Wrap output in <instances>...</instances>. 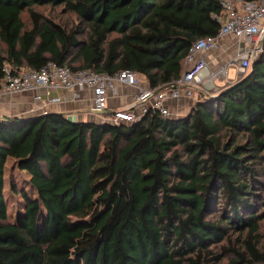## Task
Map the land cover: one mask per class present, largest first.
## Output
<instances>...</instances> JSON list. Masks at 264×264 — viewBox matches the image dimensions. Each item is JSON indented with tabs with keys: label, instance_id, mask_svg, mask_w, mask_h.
I'll use <instances>...</instances> for the list:
<instances>
[{
	"label": "trees",
	"instance_id": "trees-1",
	"mask_svg": "<svg viewBox=\"0 0 264 264\" xmlns=\"http://www.w3.org/2000/svg\"><path fill=\"white\" fill-rule=\"evenodd\" d=\"M219 16L217 0H0V79L7 67L54 62L131 70L156 91L182 76L198 39L219 33ZM15 171L26 187L12 182ZM8 179L21 200L14 213ZM147 184L154 239L141 219ZM263 222L264 49L183 117L0 118V264H217L226 254L229 264H264Z\"/></svg>",
	"mask_w": 264,
	"mask_h": 264
},
{
	"label": "built area",
	"instance_id": "built-area-1",
	"mask_svg": "<svg viewBox=\"0 0 264 264\" xmlns=\"http://www.w3.org/2000/svg\"><path fill=\"white\" fill-rule=\"evenodd\" d=\"M223 16L217 17L221 24L216 36L198 39L191 47L186 63L188 68L175 82L176 87L163 90L152 96L153 90L141 91L134 99L138 113L134 110H114L105 120L112 124L134 122L151 110L170 117L167 103L178 100L183 95L193 97L195 91L216 89L214 82L226 78L230 69L246 74L255 57L264 49V0H217ZM232 37L238 43L237 52L219 68L212 70L202 56L203 53L217 49L221 39ZM6 75L0 79V90L7 93L35 92L36 100H42L41 89L46 90V103H57L61 97H51L55 90L88 89L92 92L94 112L108 108L109 92L117 85L138 86L139 75L131 70H123L114 75L97 73L93 70L73 71L66 65L49 62L40 70H19L12 73L7 67ZM218 89H216L217 91ZM77 97V94L74 95Z\"/></svg>",
	"mask_w": 264,
	"mask_h": 264
},
{
	"label": "crops",
	"instance_id": "crops-1",
	"mask_svg": "<svg viewBox=\"0 0 264 264\" xmlns=\"http://www.w3.org/2000/svg\"><path fill=\"white\" fill-rule=\"evenodd\" d=\"M238 43L232 37H225L220 40L217 49H213L203 53V57L208 62L210 68L215 70L227 63V61L237 52ZM188 68L185 62L184 71ZM182 74V75H183ZM241 75L237 70L226 78L216 80L218 88H222L228 84L234 83ZM138 86L117 85V87L109 92L108 108L103 114L95 113L92 103V92L84 88H76L74 90H55L51 91V97H61V101L57 103L47 104L46 90L41 89L42 100H36L35 92L23 93H7L0 90V116H37L49 113L76 114L78 121L104 123L106 118L111 115L112 111L124 109L134 110L138 113L135 97L141 91L152 90L148 80L144 76H139ZM201 91L197 89L193 97L182 96L178 100L167 103L170 117L179 118L186 116L195 102L200 98ZM77 94L75 98L74 95Z\"/></svg>",
	"mask_w": 264,
	"mask_h": 264
},
{
	"label": "rangeland",
	"instance_id": "rangeland-1",
	"mask_svg": "<svg viewBox=\"0 0 264 264\" xmlns=\"http://www.w3.org/2000/svg\"><path fill=\"white\" fill-rule=\"evenodd\" d=\"M40 10L55 18L57 21L59 22H62V23H74L75 19H74V16L71 15V14H68V13H64L63 10H61V7L57 8L56 10L54 9H51L50 7H45V8H40ZM234 72V69H230L229 70V74L231 75L232 73ZM216 84V82H214ZM216 89H219L217 86L215 87ZM216 89H212V90H205V91H210V92H214L216 91ZM154 92V91H153ZM11 164V162L9 163V165ZM155 172V169L153 167L152 171L150 172V174H154ZM15 175L13 176L12 178V182L14 181L15 183H17V185L19 187H26V184L24 181H26L23 177L19 178L18 176V172L15 171L14 172ZM8 177V176H7ZM19 178V179H18ZM149 186H146L145 188V192H144V195H143V199H142V203H141V219H142V224L143 226L147 229V231L150 233L151 235V238L154 239V223H153V220H152V211H153V203H154V195L151 191V187H152V184H147ZM6 196H7V200L9 201V205H10V208H11V213H14V209L17 205H19L20 203V198L16 197L14 194H12L10 192V189H9V179L7 180V185H6ZM260 245L264 246V222L262 223L261 225V228H260ZM236 236H234V239ZM226 245H231L229 244L228 242L226 243ZM230 258H233V254H226L223 259L217 263V264H229V259Z\"/></svg>",
	"mask_w": 264,
	"mask_h": 264
},
{
	"label": "water",
	"instance_id": "water-1",
	"mask_svg": "<svg viewBox=\"0 0 264 264\" xmlns=\"http://www.w3.org/2000/svg\"><path fill=\"white\" fill-rule=\"evenodd\" d=\"M263 45H264V43H263ZM175 87H176L175 83H171V84L165 85V86L157 89L156 91H154L152 93V96L158 94L159 92H161L163 90H167V89H171V88H175ZM104 112L105 111H103V112H95V113L103 114ZM31 116H33V115H31ZM66 117H67V120H69L70 122H73V123H77L78 122V117H77L76 114H68ZM0 118H1V116H0Z\"/></svg>",
	"mask_w": 264,
	"mask_h": 264
}]
</instances>
